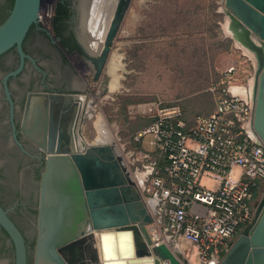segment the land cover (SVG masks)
I'll use <instances>...</instances> for the list:
<instances>
[{
  "label": "water",
  "instance_id": "obj_1",
  "mask_svg": "<svg viewBox=\"0 0 264 264\" xmlns=\"http://www.w3.org/2000/svg\"><path fill=\"white\" fill-rule=\"evenodd\" d=\"M5 0H0L4 4ZM132 0H117L96 64L97 80L107 61ZM237 37L258 58L253 126L264 144V0H222ZM42 0H15L0 23V55L17 47L39 22ZM254 37V38H253ZM255 38L258 40L256 41ZM109 75L103 78L105 94ZM90 100L81 92H30L23 132L45 152L41 176L33 264H186L179 248L152 242V215L111 141L82 142L81 127L68 123L90 116ZM72 107L73 113L67 109ZM71 116V117H70ZM73 119V120H72ZM0 223L15 245V264H27L25 238L0 205ZM152 259V261H151ZM215 264H264V200L255 221L221 252Z\"/></svg>",
  "mask_w": 264,
  "mask_h": 264
},
{
  "label": "built area",
  "instance_id": "obj_2",
  "mask_svg": "<svg viewBox=\"0 0 264 264\" xmlns=\"http://www.w3.org/2000/svg\"><path fill=\"white\" fill-rule=\"evenodd\" d=\"M249 80L230 65L210 88L218 93L214 111L189 118L178 100L156 104L152 121L135 133L134 147L122 146L153 218L152 242L179 248L186 264L217 263L254 222V201L264 188V144L253 126L254 96L235 89Z\"/></svg>",
  "mask_w": 264,
  "mask_h": 264
},
{
  "label": "rangeland",
  "instance_id": "obj_3",
  "mask_svg": "<svg viewBox=\"0 0 264 264\" xmlns=\"http://www.w3.org/2000/svg\"><path fill=\"white\" fill-rule=\"evenodd\" d=\"M58 1L42 0L39 22L51 32ZM222 5V0H132L102 76L95 80L87 71L90 92L84 95L91 113L81 127L84 140L97 142L99 131H106L121 155L122 146L131 150L135 133L152 121L156 104L178 100L191 118L215 110L218 93L210 88L230 65H237L240 79L248 82L256 60L228 35ZM115 54L122 57L121 86L109 92L107 84L108 91L102 94ZM47 65L52 67L50 61ZM144 140L153 147L151 135Z\"/></svg>",
  "mask_w": 264,
  "mask_h": 264
},
{
  "label": "flooded vegetation",
  "instance_id": "obj_4",
  "mask_svg": "<svg viewBox=\"0 0 264 264\" xmlns=\"http://www.w3.org/2000/svg\"><path fill=\"white\" fill-rule=\"evenodd\" d=\"M5 1L0 3V22L10 11V3ZM101 1L104 0H59L51 20L52 32L40 22L27 32L23 40L26 56L22 69L16 74L13 72L22 64L17 47H12L0 57V205L25 238L27 264H33L34 259L41 176L46 155L39 144L23 132L25 106L30 92L89 94L87 75L92 73L95 79L97 68L93 60L100 51H94L86 41L84 19L90 7L88 12L93 15L94 24L100 21L97 18L103 13L101 4L104 5ZM47 61L52 67H48ZM67 110L69 115L73 113L72 107ZM86 119L82 115L70 123L69 117H63L59 126L68 123L66 127H75L77 122L82 127ZM263 200L264 188H261L254 201V221ZM2 259L5 260L2 264H15L13 239L0 223Z\"/></svg>",
  "mask_w": 264,
  "mask_h": 264
},
{
  "label": "bare ground",
  "instance_id": "obj_5",
  "mask_svg": "<svg viewBox=\"0 0 264 264\" xmlns=\"http://www.w3.org/2000/svg\"><path fill=\"white\" fill-rule=\"evenodd\" d=\"M90 2H91V0H90ZM116 2H117V0H107L106 3L103 2L104 4H106V6L104 9L102 8L104 12L103 13L101 12L102 14L99 16V18H97V20H100V21H96V22H98V23L95 22L96 24H94L93 17H92L93 15L90 16V13L88 12L90 7L88 8V10L86 12V18L84 19V27H85V31H86V33H85L86 34V41L91 44V46L94 48V51H97V52L100 51V49L103 45L108 26H109L110 21H111L112 16H113V12H114V9L116 6ZM101 3H102V1H101ZM101 5H103V4H101ZM221 9L226 14V16L228 18L227 25H226V30L228 32V35H231L235 39V41L239 45H241L247 52L252 53L253 57L256 60V66L255 67L257 70L258 58H257L255 51L253 49H251L247 44H245L242 40H240L237 37V31L232 26L231 18L229 16V14H227L224 4L222 5ZM106 13H107V15L105 17ZM97 17H98V15H97ZM96 26H98V27L96 28ZM89 28H93L94 31H90ZM92 32L94 34H91ZM255 40L258 41L256 38H255ZM121 58L122 57L120 55H116V54L113 55V58H112L113 60L110 62V65L108 66L107 74L109 75V81H108L109 92L117 91L118 89H120V86H121L120 82H119L120 75L118 74V69L121 68ZM255 79H256V77L254 75L250 78V80H249L250 82H249L248 86H245V85L235 86V89L241 90L244 93L246 92V90H249L253 95L255 92ZM101 122L102 121L99 119V121L97 123L98 127L100 126ZM79 139L82 142L85 141L82 136H80ZM98 140L109 141V140H111V138L109 137V135L106 134V131L100 130L99 134H98ZM182 246L188 247V245L185 242H182ZM182 256H185L183 252H182ZM151 261H152V259H151ZM166 263L169 264L168 262H166Z\"/></svg>",
  "mask_w": 264,
  "mask_h": 264
},
{
  "label": "trees",
  "instance_id": "obj_6",
  "mask_svg": "<svg viewBox=\"0 0 264 264\" xmlns=\"http://www.w3.org/2000/svg\"><path fill=\"white\" fill-rule=\"evenodd\" d=\"M9 1V3H10V11H11V9L13 8V6H14V2H15V0H8ZM10 11H8L5 15H4V17L1 19V22L0 23H2L6 18H7V16L9 15V13H10ZM33 27V26H32ZM6 53V52H5ZM2 55H4V53L2 54ZM2 55H0V57L2 56Z\"/></svg>",
  "mask_w": 264,
  "mask_h": 264
}]
</instances>
